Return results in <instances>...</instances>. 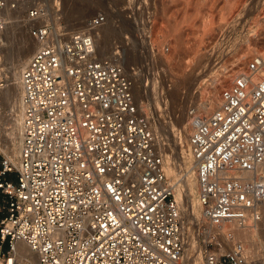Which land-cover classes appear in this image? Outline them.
<instances>
[{"label":"built area","instance_id":"obj_1","mask_svg":"<svg viewBox=\"0 0 264 264\" xmlns=\"http://www.w3.org/2000/svg\"><path fill=\"white\" fill-rule=\"evenodd\" d=\"M26 2L0 0V34L8 10ZM48 16L45 3L25 15ZM106 20L97 12L68 35L52 20L29 25L20 146L0 152V264H19L18 241L34 254L22 264H183L191 243L201 264H250L234 226L264 216L263 54L245 60L212 111L187 109L199 214L185 228L177 180L135 97L136 71L120 45L98 55ZM2 75L0 56V85Z\"/></svg>","mask_w":264,"mask_h":264},{"label":"rangeland","instance_id":"obj_2","mask_svg":"<svg viewBox=\"0 0 264 264\" xmlns=\"http://www.w3.org/2000/svg\"><path fill=\"white\" fill-rule=\"evenodd\" d=\"M60 1L59 12L53 8L54 0H27L21 8L14 10L13 18L20 21L16 25L15 39L26 38L32 42L34 50L36 42L30 36L25 15L40 3L49 8V17L45 20L55 21L56 15L64 35L83 28L91 16L104 11L107 20L98 29L101 34L97 40L98 55L112 56L116 45H120L124 64L131 68L129 70L136 71L134 77L140 106L149 114L165 159L173 166V172L169 171V174L179 177V173L175 175L173 165L177 157L184 154L183 164L191 163V157L183 151L185 146L187 150L188 142L183 145L185 142L182 141L181 145L179 141L182 140L180 130L188 128V107L212 98V85L219 83L226 70L233 72L239 67L237 64L242 67L248 57L264 54V0H81L80 6L85 7L86 15L78 23L70 21L64 13L71 6L69 0ZM106 32L107 47L102 48L101 38ZM1 65L5 75V66ZM4 75V84L0 85V152L14 155L20 145L18 119L21 112L16 101L19 89L16 74L15 77L14 73L9 74L12 76L8 79ZM223 86H218V96ZM180 117L186 123L182 127L178 124ZM194 197L192 194V210L198 213ZM195 211L191 219L183 209L185 225L196 219ZM252 259V264L262 261L254 256Z\"/></svg>","mask_w":264,"mask_h":264},{"label":"bare ground","instance_id":"obj_3","mask_svg":"<svg viewBox=\"0 0 264 264\" xmlns=\"http://www.w3.org/2000/svg\"><path fill=\"white\" fill-rule=\"evenodd\" d=\"M80 1L81 0H69L71 6L68 7L65 10V12H64L65 15L68 16L70 21L71 20L73 21V23L74 22L78 23V22L83 21V18L86 15L85 14L86 11L84 9L85 7L80 6ZM54 9L57 12L60 11V8H58V9L54 8ZM48 12H49V8H48ZM52 12L51 13L54 16V11L52 10ZM13 13H14V10H11V9L8 10V16H7L8 22L6 24V28L4 29L3 33L0 34V56H1V59H2L1 63L5 66L4 68L6 70L5 75H4V71H3V75L4 76L7 75V79H8V77L12 76V75L10 76L9 74H13L14 73L13 77H15V74L17 76V89H19V91L17 93V100L16 101L18 102V108L20 106L19 111L21 112V105H20V98H21L20 77H21V71H22V68L25 65L26 61L29 58L28 54L30 53V51L33 50V44H32V42L26 40V38H24V39L23 38L22 39L21 38L20 39H18V38L15 39V35H16V32H17L16 25L18 23L20 24V21L17 22L13 18ZM48 17L43 18V19H35V20H32V21H28L27 18L25 17L26 18L25 22L30 25L32 23H39L40 20L48 19ZM54 18H55V21H57V24H58L59 22H58V18L56 17V15H55ZM207 23H209V22H207ZM207 23H205V27H207V25H208ZM72 31H74V30H72ZM72 31H70V32H72ZM108 32H110V31H108ZM108 32H106L105 36L104 37L102 36V38H101L102 41H103V44H104V45L102 44L103 45L102 48L103 47H107L106 45H107V39H108ZM99 37H101V34L98 31L97 40H98ZM120 53H121V50H120ZM114 55H115V53L112 56H110V57H113ZM263 56H264V54H263ZM241 58L242 57L238 58L237 60H239ZM121 60L123 61L122 53H121ZM237 66H239L237 68V70H234L233 72H230V71L226 70V72L223 74L222 77L217 76V77H220V79L218 80L219 81L218 84L217 83L214 84L215 86L212 85L213 86L212 87L213 88V96L211 95L212 98H208V99L202 100L199 105L197 104L199 108H203L206 111H212L215 107L218 106L219 99H220V97L218 96V93H217L218 90H219L218 86L219 85L220 86L225 85L226 82L229 81V79L232 78L233 75L236 74L242 68V67H240V64H237ZM126 67L128 69H131L127 65H126ZM10 80L11 79H9V81ZM168 94H169V92H168ZM9 95L10 94H8V97H9ZM135 97H136V100L138 102L139 108L142 110V108L140 106V103L138 101L139 98H138V96L136 94V85H135ZM142 112H144V111L142 110ZM144 113H146L149 116V114L146 112V110H145ZM20 115H21V113L19 114V119H18L19 123H20V120H21ZM187 119L189 120V116L187 117ZM177 120H178V118H176V121ZM178 124H180L181 127L184 126V124H186L184 118L180 117V119L178 120ZM185 127H186V125H185ZM187 127L188 128H185L184 130H182V129L180 130V132H181L180 138L182 140H179V141H180V144L182 143V141L185 142V143H183V145L188 142V137H189V134H190V131H191L190 121H189V124H188ZM180 148H182V147H180ZM185 148H186V146H185ZM185 148H183V151H185V153L188 155V157H191L188 148H187V150ZM181 151H182V149H181ZM181 151L178 150L177 152L180 153ZM182 155H181V157L179 155V157H177L178 160H176L174 162V164H173L174 167H175L174 171L176 170L175 175L179 173V177L176 178L175 176H172V178L177 180V190H178L177 195H178V198L181 200L183 209H185L187 214L189 215V217H191L192 214H193L192 212L195 211L194 209H193L194 211L192 210V202L194 203V201H192V194H195L194 198H195L196 210H199L197 194L195 193V191H196V179H195V173H194L195 171H194V167L192 166L193 165L192 164V160H191L190 164H187V166H185V164H183L184 159L182 160L181 158L186 156V155H184V154H182ZM172 167L173 166L171 165V163L169 161H167V159H166V168H167L168 172L169 171L173 172V168ZM182 169L185 170V171H183L184 172L183 174H181L182 173ZM196 213L197 212L195 211V214ZM198 214H199V212L197 213V215ZM191 219H192V217H191ZM194 221H196V219ZM194 221L190 222V224L191 223H195ZM188 225L189 224L185 225V228H187ZM234 231H235L236 236L238 238H240V239L245 241V243L247 244V247H248L249 251L251 252L252 256H254L256 259L257 258L262 259L261 263H259V264H264V216H263L262 221H260L258 224L250 225V226H234ZM193 251H194V246L192 245V243L188 244V247L186 248V257H185V260H184L183 264H190V263L191 264H201L200 254L197 251H194V252ZM16 253H17L19 264L27 262L28 260H32L33 257H34L33 251L23 241H18V243L16 244ZM256 261H258V260H256ZM250 264H252V262H250Z\"/></svg>","mask_w":264,"mask_h":264}]
</instances>
